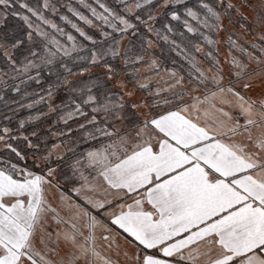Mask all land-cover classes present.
Listing matches in <instances>:
<instances>
[{"label":"snow or ice","instance_id":"6c2138e0","mask_svg":"<svg viewBox=\"0 0 264 264\" xmlns=\"http://www.w3.org/2000/svg\"><path fill=\"white\" fill-rule=\"evenodd\" d=\"M242 6L0 0V264H264V33L210 35Z\"/></svg>","mask_w":264,"mask_h":264},{"label":"rangeland","instance_id":"374dc122","mask_svg":"<svg viewBox=\"0 0 264 264\" xmlns=\"http://www.w3.org/2000/svg\"><path fill=\"white\" fill-rule=\"evenodd\" d=\"M241 2V0H233V3H238ZM248 4L251 5H260L261 4V0H247ZM245 15H247L248 19L247 21H236V22H229V19L224 18L223 19V23L225 25V30L224 31H218L216 32V38H217V50L221 56V58H223L226 54H227V49L225 48V40L227 38V35L229 32L234 31L237 35V37L241 38L242 41H255L256 43H261V41L258 39V34L259 33H264V23H256L255 22V15L256 13L254 12V10L252 8H249L247 6H242L241 9ZM240 23H244L246 25L245 28H240ZM253 25V26H252ZM235 38V37H234ZM258 41V42H257ZM248 46V45H245ZM205 49V47H204ZM257 55H260L259 51L256 52ZM235 54V53H234ZM242 59H244L243 57H241ZM245 62L249 63V68H253V67H257L256 61H251L248 62L247 60H245ZM225 67V72H227V65L224 66ZM163 75V72L161 73ZM150 83L152 84L153 87H156V83L155 81H150ZM160 87H164V81L161 80ZM128 87L131 88L132 84L129 83ZM142 93L137 91L136 92V97L141 96ZM135 98V97H134ZM114 259H117V257L113 256ZM120 264H123L122 259L120 260Z\"/></svg>","mask_w":264,"mask_h":264},{"label":"trees","instance_id":"16d2710c","mask_svg":"<svg viewBox=\"0 0 264 264\" xmlns=\"http://www.w3.org/2000/svg\"><path fill=\"white\" fill-rule=\"evenodd\" d=\"M61 2L62 3H68L69 2V0H61ZM71 2H75V0H71ZM191 2L192 3H195L196 2V0H191ZM224 18H226V19H228V17H224ZM233 22H236V21H239L240 22V20H239V18L238 17H234L233 18V20H232ZM10 24L11 23H14V21H10L9 22ZM253 26V25H252ZM231 32H232V30H231ZM210 35H212L213 36V39H215V40H217V36H216V33L215 34H212V33H210ZM190 39H193V40H196V41H200V38L198 37V36H191V37H189ZM201 43H202V41H200ZM258 42V41H257ZM224 44H225V48L227 49V51H228V45H227V43H226V40H225V42H224ZM204 47H205V51L207 50V45L205 44L204 45ZM249 51H252V49L251 48H249ZM155 55H156V57H157V59L158 60H160V61H164V62H162L161 63V69L163 70L164 68H166V67H170L171 66V60H165V56H162L161 54H160V52H159V48H157L156 49V53H155ZM167 55V54H166ZM256 55H257V53H256ZM172 59H176V57H172ZM205 66H207V65H205ZM40 110L41 111H44L45 109H43V108H40ZM50 122V121H49ZM44 128H46V123L43 125V127H41V131H43L44 130ZM55 131H58L59 129H54Z\"/></svg>","mask_w":264,"mask_h":264}]
</instances>
